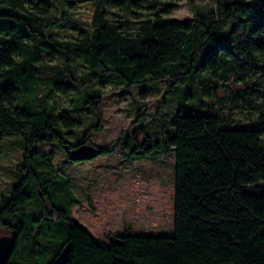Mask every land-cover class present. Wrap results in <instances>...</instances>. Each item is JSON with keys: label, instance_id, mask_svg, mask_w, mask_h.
I'll use <instances>...</instances> for the list:
<instances>
[{"label": "trees", "instance_id": "16d2710c", "mask_svg": "<svg viewBox=\"0 0 264 264\" xmlns=\"http://www.w3.org/2000/svg\"><path fill=\"white\" fill-rule=\"evenodd\" d=\"M26 1L33 3L0 0V158L6 135L28 146L26 178L0 203V227L15 238L10 259L0 264H264V192L257 187L264 184V94L257 107L250 102L260 115L253 126L227 117L237 106L208 105L201 112L182 105L161 139L147 134L140 142V131L123 139L124 150L136 160L174 153L172 237L127 234L136 208L112 206L127 199L130 183L78 199L70 181L56 173L54 154L39 151L58 143L73 162L66 148L92 145L91 128L77 144L64 140L62 131L73 136L84 126L67 111L55 113L53 98L80 93L78 79L59 73L43 95L39 77L46 60L65 56L89 68L87 78L101 86L82 99L99 120L101 89L114 81L145 87L169 79L174 90L185 88L186 94L198 81L211 99L228 84L254 89L264 79V0H214L216 9L198 12L187 23L165 17L180 0H159L160 5L151 2L156 12L136 31L128 20L109 17L106 5L120 6L122 0H66L74 16L91 24L73 46L48 33L53 2L38 0L31 11ZM127 1L126 17L136 16L139 0ZM98 148L101 155L108 153ZM42 198L51 211L43 209Z\"/></svg>", "mask_w": 264, "mask_h": 264}, {"label": "rangeland", "instance_id": "374dc122", "mask_svg": "<svg viewBox=\"0 0 264 264\" xmlns=\"http://www.w3.org/2000/svg\"><path fill=\"white\" fill-rule=\"evenodd\" d=\"M49 1L53 2L55 8L52 9L48 33L55 35L60 44L73 46L80 38L81 30H91L89 22L73 15V12L66 6V0ZM122 1L124 3L120 6L114 2L107 4L106 10L113 21L128 20L132 31L137 30L140 26L139 22L146 20L151 13L156 12L152 7L149 8L151 2L156 1L159 5L161 3L159 0H139L142 7H133V12L137 15L126 17L125 8L128 6V1ZM37 3L38 0H33V3L26 1L25 6L31 11H36ZM173 6V12L165 17L174 22L187 23L192 22L198 12L216 9L217 3L214 0H180L174 2ZM42 70L39 82L43 95L51 89L50 84L59 73L66 79L73 77L78 79L75 84L80 93L55 94L53 98L58 102L55 113L67 111L84 126L82 129L74 130L73 136H68L66 131H62L64 140L77 144L85 130L91 128L90 143L106 149L108 153L93 161L70 162L58 143L41 145L40 153L45 156L49 153L54 154L56 173L70 181L73 193L78 199H88L93 192L105 188L110 189L112 185L120 181L130 183L131 190L128 189L130 193L127 199L116 202L112 206V209L125 205L136 208L128 235L174 236L171 184L175 179V155L172 152L167 156L136 160L124 150L123 139L127 136H134L138 131H140L138 137L140 142L144 141L147 134L154 140L161 139L165 130L172 129L171 121L182 105L197 108L201 112H204L208 105L214 110L219 109L221 105L230 108L237 106L227 111V117L253 126L260 115L250 102L255 103L257 107L262 103L260 96L264 94L263 78L261 85L254 86V89H252L253 85L246 86L243 83L228 84L213 99L208 96L207 92H204L198 81H195L188 94L185 88L174 90L169 79L157 85L145 87H127L123 83L114 81L113 84H106L101 89L100 116L102 119L99 120V116L92 113L91 106L85 105L82 98L86 92H95L101 85H98L96 78H87L90 70L83 62L79 60L74 62L71 59L67 60L65 56H58L54 62L46 60ZM52 101L49 100L46 103L51 105ZM262 143L264 146V137ZM27 149V144L20 137L13 135L4 137L3 154L0 158V203L4 198H9L13 189L25 180L27 173L24 167L26 166ZM40 171L43 169L40 168ZM257 187L264 192V184H259ZM252 192L255 191L252 190ZM41 200L43 209L51 211L50 203L46 199ZM142 203L144 208L140 207ZM33 209H37L36 212H38L41 206L36 203ZM147 217L159 218L161 221H149ZM12 236L10 231L0 227V238ZM48 240L46 239L45 242Z\"/></svg>", "mask_w": 264, "mask_h": 264}, {"label": "water", "instance_id": "95a60500", "mask_svg": "<svg viewBox=\"0 0 264 264\" xmlns=\"http://www.w3.org/2000/svg\"><path fill=\"white\" fill-rule=\"evenodd\" d=\"M68 156L73 162L93 161L101 156L102 151L94 145L82 144L74 149L66 148ZM15 249L14 237L0 238V262H6L10 259Z\"/></svg>", "mask_w": 264, "mask_h": 264}]
</instances>
